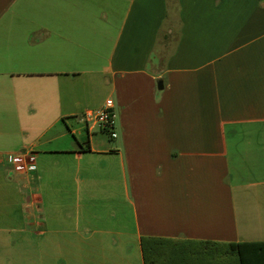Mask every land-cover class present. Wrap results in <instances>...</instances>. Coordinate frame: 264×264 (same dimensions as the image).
<instances>
[{"label": "crops", "instance_id": "1", "mask_svg": "<svg viewBox=\"0 0 264 264\" xmlns=\"http://www.w3.org/2000/svg\"><path fill=\"white\" fill-rule=\"evenodd\" d=\"M108 100L110 140L84 120ZM33 239L42 264H264V0H0V247Z\"/></svg>", "mask_w": 264, "mask_h": 264}, {"label": "built area", "instance_id": "2", "mask_svg": "<svg viewBox=\"0 0 264 264\" xmlns=\"http://www.w3.org/2000/svg\"><path fill=\"white\" fill-rule=\"evenodd\" d=\"M113 101L108 100L105 106L97 111H88L84 114L85 123L90 132L101 131L110 135L111 139L117 137L115 133V116L113 114ZM15 169L20 174L30 173L35 170V166L25 162L22 158H14Z\"/></svg>", "mask_w": 264, "mask_h": 264}, {"label": "rangeland", "instance_id": "3", "mask_svg": "<svg viewBox=\"0 0 264 264\" xmlns=\"http://www.w3.org/2000/svg\"><path fill=\"white\" fill-rule=\"evenodd\" d=\"M106 138L110 140V135ZM32 231H37V226H33ZM0 264H42L37 240H30L24 246L0 247Z\"/></svg>", "mask_w": 264, "mask_h": 264}, {"label": "trees", "instance_id": "4", "mask_svg": "<svg viewBox=\"0 0 264 264\" xmlns=\"http://www.w3.org/2000/svg\"><path fill=\"white\" fill-rule=\"evenodd\" d=\"M240 258L242 260V264H245V255L243 254V251L239 250Z\"/></svg>", "mask_w": 264, "mask_h": 264}, {"label": "water", "instance_id": "5", "mask_svg": "<svg viewBox=\"0 0 264 264\" xmlns=\"http://www.w3.org/2000/svg\"><path fill=\"white\" fill-rule=\"evenodd\" d=\"M162 84L161 83H159V86H158V88L161 90L162 89Z\"/></svg>", "mask_w": 264, "mask_h": 264}]
</instances>
